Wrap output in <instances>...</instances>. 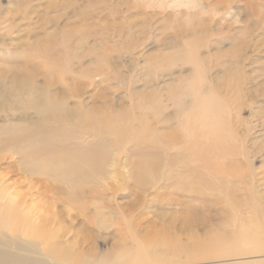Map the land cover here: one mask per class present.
Returning a JSON list of instances; mask_svg holds the SVG:
<instances>
[{
	"label": "rangeland",
	"instance_id": "1",
	"mask_svg": "<svg viewBox=\"0 0 264 264\" xmlns=\"http://www.w3.org/2000/svg\"><path fill=\"white\" fill-rule=\"evenodd\" d=\"M22 73L23 91L109 101L122 109L110 127L126 128L103 133V175L79 184L78 202L62 182L0 169L10 196L51 221L26 255L264 264V0H0V112L6 77ZM196 82L217 109L190 133Z\"/></svg>",
	"mask_w": 264,
	"mask_h": 264
},
{
	"label": "bare ground",
	"instance_id": "2",
	"mask_svg": "<svg viewBox=\"0 0 264 264\" xmlns=\"http://www.w3.org/2000/svg\"><path fill=\"white\" fill-rule=\"evenodd\" d=\"M8 78L13 93L10 106L0 112V169L14 167V173L20 171L38 180L39 176H45L49 181L62 182L71 189V201L78 202L79 184L87 183L93 174L103 175L100 142L103 133L126 132L123 126L118 130L110 127L115 119L122 118V109L118 111L109 101L105 109L88 101L67 104L66 98L57 92L44 93L37 86L23 91L19 81L32 79L30 74H12ZM197 82L193 84L195 93ZM100 97L106 101V96ZM216 109L210 97L197 93L193 107L185 114L189 132L193 133L190 125L199 117L203 125L211 123ZM87 138H93L94 144ZM209 149L210 145L202 150ZM135 177L140 179V174ZM3 178L0 176V264H48L25 253H37L39 243L34 238H46V227L51 221L35 210L33 204L29 206L24 199L10 196ZM253 234L245 230L241 240H248Z\"/></svg>",
	"mask_w": 264,
	"mask_h": 264
}]
</instances>
